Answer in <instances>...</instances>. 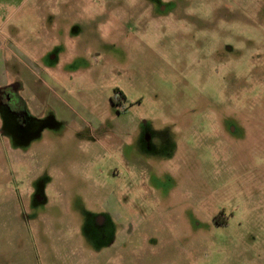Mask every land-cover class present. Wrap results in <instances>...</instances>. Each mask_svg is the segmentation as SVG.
<instances>
[{
  "label": "rangeland",
  "instance_id": "obj_1",
  "mask_svg": "<svg viewBox=\"0 0 264 264\" xmlns=\"http://www.w3.org/2000/svg\"><path fill=\"white\" fill-rule=\"evenodd\" d=\"M0 264H264V0H0Z\"/></svg>",
  "mask_w": 264,
  "mask_h": 264
},
{
  "label": "flooded vegetation",
  "instance_id": "obj_2",
  "mask_svg": "<svg viewBox=\"0 0 264 264\" xmlns=\"http://www.w3.org/2000/svg\"><path fill=\"white\" fill-rule=\"evenodd\" d=\"M119 98H121V101L119 100V102H121L122 103V100L123 101H126L127 99H126V96L124 95V94H120L119 95ZM112 103L114 104V105H116V104H118V102H116L114 99H112ZM114 214V213H113ZM115 215V214H114ZM225 225H228V222L227 223H225Z\"/></svg>",
  "mask_w": 264,
  "mask_h": 264
}]
</instances>
